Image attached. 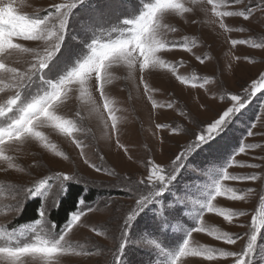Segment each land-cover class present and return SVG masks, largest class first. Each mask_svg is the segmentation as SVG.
<instances>
[{
  "label": "rangeland",
  "instance_id": "obj_1",
  "mask_svg": "<svg viewBox=\"0 0 264 264\" xmlns=\"http://www.w3.org/2000/svg\"><path fill=\"white\" fill-rule=\"evenodd\" d=\"M154 2L0 0V7H11L13 15L40 19L52 5H75L60 48L46 68L20 89L21 98L11 112L6 104L17 91L16 82L12 74L7 78L0 74V108H4L0 128L19 115V108L50 91V83L78 68L93 46L126 36L133 26L123 21L136 19L146 4ZM171 3L182 8L158 13L162 25L159 39L181 47L156 54L163 66L148 67L142 73L139 62L133 68L113 62L103 96L94 75L83 89L72 83L57 111L77 124L72 137L46 126L39 130L50 142L47 148L36 140L25 144L6 140L3 155L10 159H0V247L30 244L41 229L49 240L59 238L77 211L61 229L50 222L49 214L69 186L84 190V197L93 193L95 199L92 203L79 201L78 207L83 202L82 207L93 211L86 212L66 237L73 250L61 254L59 264H114L115 259L118 264H175L186 240L192 250H217L216 259L188 254L176 264H234V258L218 253L245 250V264H264V88L255 91L214 139L196 149L191 147L199 143V135L207 134L210 123L236 105L231 95L247 98L254 92V82L264 84L259 80L264 74V0ZM224 12L232 15H218ZM241 13H247L248 18ZM52 24L58 27L59 21L53 18L49 26ZM10 27L7 18L0 22L5 31ZM233 41L246 43L234 45ZM13 43L31 50L17 51L4 60L8 67L20 70L35 62L34 53L43 54L51 45L49 40L16 37ZM106 102L111 115L104 107ZM112 116L116 118L115 129L111 127ZM76 139L83 142L88 163L73 142ZM242 146L245 151L239 152ZM183 153L187 154L182 162L176 161ZM153 167L174 170L170 182L159 185L155 179L148 181ZM225 170L228 176L255 175L257 179L225 180ZM58 173L74 175L75 180L62 182L56 178ZM41 180L48 181L46 188L30 197L24 194V189ZM141 180L145 184H140ZM218 184L221 194L211 200ZM154 191L158 194L153 195ZM234 194L242 198L232 199ZM144 197H151V202L124 228L127 214ZM34 199L40 203L37 218L17 226L26 204ZM210 200L215 212L207 211ZM17 201L18 212L13 211ZM221 211L243 214L225 220ZM200 223L205 230L193 231ZM212 230L215 232L210 234ZM217 234L238 239L229 244L216 239ZM23 259L25 264H43L30 257Z\"/></svg>",
  "mask_w": 264,
  "mask_h": 264
},
{
  "label": "snow or ice",
  "instance_id": "obj_2",
  "mask_svg": "<svg viewBox=\"0 0 264 264\" xmlns=\"http://www.w3.org/2000/svg\"><path fill=\"white\" fill-rule=\"evenodd\" d=\"M211 2L212 0H209V3ZM74 7L75 5H52L51 9L46 11L48 14L43 19L13 15V9L11 7H0V22H4L5 18H7V22L11 25L8 31L0 28V34H3L8 40V45L0 49V74H3V78H7L8 74H12V77L16 82L17 89L15 94L7 101V111H13V106L16 107L18 101L21 98L20 89H23L34 76L38 75L46 68L49 61L60 48L64 33L66 31L69 15ZM170 8L180 9L182 6L172 3L168 6H165L161 3V0H155L154 3L146 4L145 10L136 19L123 21L124 24L133 26L128 29V34L126 36L122 35L121 38L117 40L104 43L99 46H93L91 48V54L88 55L82 63H80L78 68L71 71L67 76L61 78L57 83H50V91H46L42 95H38L31 102L19 108V115L14 120H12L7 127L0 128V159H10V157L3 155L6 140L18 144H25L29 141L36 140L41 142L44 147H49L50 142L47 140V137L42 133V131L39 130L46 126L58 129L62 134L68 137L73 136L74 130H78L77 124L73 120L66 119L57 114L58 108L64 102V100L67 99V93L71 90L69 86L72 83L79 84L81 89H83L87 81L94 75L96 81L99 82V90L103 96L104 83L110 80V73L108 69L111 66V63L123 62L126 63L129 68H133L137 62H139V69L142 73L148 67L155 68L163 66L164 61H162L156 54L166 48L181 47V45L176 42L166 44L163 40L159 39L162 25L159 22L160 17L158 16V13H163ZM218 15L228 16L232 15V13L224 12L218 13ZM241 15L244 16V18H248L247 13H241ZM53 18L59 21L58 27L55 24H52L51 27L49 26V22L53 20ZM21 25L31 26L32 30L27 34L30 38H25L26 34L22 33L20 30ZM14 37L32 41L49 40L51 41V45L50 47L46 48L43 54L34 53L36 56L35 62L32 63L27 70H20L16 67H8L4 60L7 57L15 54L17 51L30 52L31 50L22 48L17 43H13ZM232 43L235 45L237 43H246V41H233ZM137 44H139V46H137ZM121 45L125 46V50L123 52H118L108 58L101 57V52L109 48H118ZM178 79L182 80L180 77H178ZM259 80L264 81V74L260 75ZM262 85L264 84H258L254 82L251 85L254 92L250 93L247 98L242 99L240 95H231V100L235 101L236 105L234 107L228 108L226 111H223L222 115H219L213 123H210L206 128L207 134L199 135L197 137L199 143H194L191 147L196 149L201 144L208 143L214 139L216 135L223 131L224 126L231 119V117L245 106V102L255 94V91H259L261 88H264ZM104 107L108 110L109 115H111L112 109L109 107L107 102L105 103ZM2 115H4V108H0V116ZM111 127L113 129L116 128V118L114 116H112ZM252 134L253 133L250 131L249 135ZM73 142L80 150V154L82 157H84L85 162L88 163L87 158L84 155L85 146L83 142L78 139L74 140ZM51 146L55 147V145ZM244 151L245 146H242L239 149V152ZM186 154L187 153L178 155L175 158L176 161L182 162L183 156ZM230 163H232V161ZM91 166L96 171H102V169L96 168L95 165ZM175 167L179 168L180 163H177ZM173 174L174 170L173 172H166L162 167H153L151 174L148 176V181L151 182L153 179H155L156 182H159V185H166L168 182H170ZM56 178L62 182H65L69 179L75 180L74 175L65 173H58ZM223 179H232L236 181H255L257 177L255 175L239 177L228 176L225 170ZM47 184L48 181L41 180L39 181L38 185L24 189V194L29 197L38 194L41 189L46 188L45 186ZM62 184L63 183L60 185ZM140 184H145V181L141 180ZM60 185L57 188H59ZM152 188H156L155 183L152 184ZM221 191L222 189L218 184L215 195L211 198V200L216 196H219ZM156 194L158 193H155L154 191L153 195ZM234 196L239 197L238 199L242 198L241 196L235 194ZM211 200L207 204V211L215 212L216 209L213 207ZM148 202H151V197H144L143 199L137 201L135 209L131 210L124 220V228L131 225V222ZM16 205L17 206L13 208V211L18 212V201ZM82 205L83 202H81V206L78 207L76 214L70 217L69 224L63 230L59 238L54 241L49 240L46 233L43 231V229H41L37 233L33 242L30 244H27L23 247H0V261H3L4 264H25L23 258L30 257L33 260L42 261L43 264H59V256L73 250L72 245L68 243L66 237L73 230L74 226L77 225V222L81 220V217L86 214V212L93 211V209H85L82 207ZM210 206L213 209L212 211H209ZM226 214L230 219V217H236L242 215L243 213L229 211L226 212ZM41 215L45 216L46 213L42 210ZM252 226L253 230H256L255 219L252 221ZM203 228V224L200 223V225L193 231H204L202 230ZM93 231H96V229H93ZM190 236L191 234H189V237ZM216 239L222 240L229 244H234L238 238L228 234H217ZM252 240H255V235L252 236ZM197 249L200 250L201 254L194 256H201L209 261L216 259L217 250L212 248ZM250 249L251 243L248 245V250ZM191 252L192 249H189L188 240H186L183 247L175 257V264L180 259V257L191 254ZM218 255L221 257L234 258V264H245L244 257L246 255V250L240 252L220 251ZM114 264H118L116 259Z\"/></svg>",
  "mask_w": 264,
  "mask_h": 264
},
{
  "label": "trees",
  "instance_id": "obj_3",
  "mask_svg": "<svg viewBox=\"0 0 264 264\" xmlns=\"http://www.w3.org/2000/svg\"><path fill=\"white\" fill-rule=\"evenodd\" d=\"M84 190L79 187L67 186L64 197L59 201L57 207L50 211L49 220L54 226L61 229L63 225L68 221L69 216L78 210L79 201L83 200L86 203H92L94 201V194L89 193L84 197ZM40 208V203L37 199L31 200L26 204L24 211L16 220V225H21L37 218V211Z\"/></svg>",
  "mask_w": 264,
  "mask_h": 264
},
{
  "label": "clouds",
  "instance_id": "obj_4",
  "mask_svg": "<svg viewBox=\"0 0 264 264\" xmlns=\"http://www.w3.org/2000/svg\"><path fill=\"white\" fill-rule=\"evenodd\" d=\"M161 3L165 6H168L171 4V0H161ZM21 32L22 33H25L26 36L25 38H30L27 34L31 32V26L30 25H21ZM146 30V28H145ZM8 45V40L6 39V37L3 35V34H0V49L4 48L5 46ZM137 46H139V44H137ZM125 50V46L124 45H121L119 46L118 48H109L103 52L100 53L101 57L102 58H108L110 56H112L113 54H116L118 52H123ZM87 70V69H85ZM262 87H264V85H262ZM221 194V193H220ZM231 198H236L238 199L239 197H236V196H232ZM213 209L211 208V206L209 207V211H212ZM220 215H223L225 219H229L228 215L226 214L225 211H221L219 212ZM202 230H205L204 228ZM215 230H212V233H214ZM191 254L193 255H199L201 254L200 250L199 249H194L192 250Z\"/></svg>",
  "mask_w": 264,
  "mask_h": 264
}]
</instances>
